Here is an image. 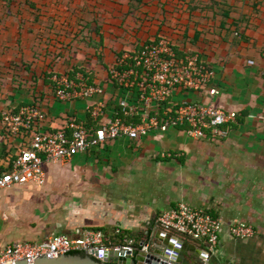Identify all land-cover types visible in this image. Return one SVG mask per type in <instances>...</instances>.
Returning <instances> with one entry per match:
<instances>
[{"label":"crops","instance_id":"1","mask_svg":"<svg viewBox=\"0 0 264 264\" xmlns=\"http://www.w3.org/2000/svg\"><path fill=\"white\" fill-rule=\"evenodd\" d=\"M110 2V8L102 4L84 16L76 11L73 23L68 12L59 13L63 18L53 28L44 26L49 18L32 12L34 18L20 19L18 25L24 26L0 37V142L10 155L17 156L27 142L2 131L3 109L38 104L47 117L40 127L44 132L62 129L71 118L97 126L86 107L100 101L106 105L105 121L114 120L120 100L134 94L115 85L109 69L126 50L160 36L174 41L180 54H200L214 70L207 89H178L172 100L232 111L237 121L220 142L170 128L46 164L43 186L17 185L2 193V235L25 217L34 226L42 224L43 239L54 234L76 238L87 229L120 230L156 243L164 253L179 248L184 260L193 255L184 249L193 248L205 264H264V0L217 1L208 8H201L199 0H138L136 6L133 0ZM66 20L67 29L77 27L68 34L72 38L55 34ZM79 39L80 44H73ZM77 54L83 59L73 56ZM75 70L87 74L83 76L104 94L89 103L59 101L52 76ZM4 162L0 160V169H6ZM179 204L220 219V240L212 255L203 243L166 234L157 226L158 216ZM236 224L251 226L254 235L236 238L230 231ZM10 239H2L3 244L13 243Z\"/></svg>","mask_w":264,"mask_h":264},{"label":"built area","instance_id":"2","mask_svg":"<svg viewBox=\"0 0 264 264\" xmlns=\"http://www.w3.org/2000/svg\"><path fill=\"white\" fill-rule=\"evenodd\" d=\"M109 75L115 85L134 95L120 100L118 116L109 121L104 118V102L88 104L86 108L92 122L97 123L95 127L87 121L71 118L62 129L44 132L40 127L47 117L38 104L2 110V131L9 138H20L28 145L17 156L11 155L4 162L7 171L0 175V218L2 193L17 185L43 186L47 178L46 164L70 160L113 140H135L170 128H186L194 139L220 142L229 136L237 121V114L232 111L193 100H172L178 89L187 93L207 89L213 81L214 70L200 54L178 53L174 41L167 36H160L137 50L118 56ZM51 80L55 96L61 102L82 100L89 103L104 94L102 87L90 84L82 74L77 75L76 81L69 74H54ZM156 224L166 234L203 243L211 255L220 240V219L187 204H179L162 213ZM230 231L236 238L254 235L253 228L244 224L233 225ZM148 247L120 230L108 233L101 229H87L76 238L54 234L39 242L10 244H3L0 230V264L26 259L32 264L34 258L46 255L54 258V254L91 253L95 256L99 251L135 252Z\"/></svg>","mask_w":264,"mask_h":264},{"label":"rangeland","instance_id":"3","mask_svg":"<svg viewBox=\"0 0 264 264\" xmlns=\"http://www.w3.org/2000/svg\"><path fill=\"white\" fill-rule=\"evenodd\" d=\"M199 1H200V4H202L201 8L203 7L208 8L212 6L213 4H217L216 3L217 1H220L222 4L224 2L227 3L229 0H199ZM79 2L80 4L82 3V5L81 6L79 5L80 7L76 9V6ZM88 2L89 3L86 4L85 0H0V37H2V35L4 34L10 33L9 32L10 30L12 29L14 30L17 27V25L20 23V19H22L23 17H28L30 19L34 18L35 15H33L32 12H34V14L36 13V15L38 14L37 16H43L45 18H49L50 20L45 21L44 26L46 27L49 26L53 28L55 25H57L56 19L63 18V16L58 15L59 13L62 14L63 12L64 14V12H68L66 14L67 18L68 20H70L71 23H73L74 22L73 16L76 11L82 16H84V13H86V10L88 13L92 10L96 12V9H94L96 6H101L102 4L105 8L112 6L111 4H109L111 3L110 0H88ZM133 3L136 6L138 3V0H133ZM30 4H34V6L37 4L36 6L38 9L36 7L31 9L29 7ZM133 10L135 13L136 10L134 8ZM205 14L206 12H204V14L202 15H205ZM52 18H55V19H52ZM100 19L101 18H99V20L97 21H99L102 24L103 20L102 19L100 20ZM68 23L69 21L67 20L64 21L62 26L60 23L59 27H61L60 31L61 30L62 31L60 33V31L56 30L55 34H59V36L60 34H64V35H68L70 33L74 34L77 31V27L69 25L67 29L66 25ZM127 24H128V21L127 22L125 21L124 24H122V27H124ZM79 25L81 28L84 24H79ZM22 26H24V23L22 25H18V28H21ZM65 29L67 31H65ZM82 35H85V34H82ZM68 36L69 38H72L70 37V35ZM68 40H71V39H68ZM80 43L81 41L79 39L75 41L73 44H80ZM126 51H129V50H126ZM73 56H76V58L83 59L82 54H77ZM4 68L6 69V66H4ZM48 221L50 222V220ZM0 224L2 225V222ZM36 227L37 226H34L33 224H31L29 220H27V218L23 217L19 221H15L14 225H11V226L9 225L8 229L4 231V234L2 235V239L4 238L8 239V236H9V238L11 237L10 241L13 243L39 242L43 240L41 233L44 228L42 224H40V222L38 224V227L37 228Z\"/></svg>","mask_w":264,"mask_h":264},{"label":"water","instance_id":"4","mask_svg":"<svg viewBox=\"0 0 264 264\" xmlns=\"http://www.w3.org/2000/svg\"><path fill=\"white\" fill-rule=\"evenodd\" d=\"M143 244H148L147 250L129 251H99L95 256L88 254H71L61 255L54 254V258L50 255L34 258L32 264H205L201 259L197 258V251L193 248L184 249L193 253L192 260L183 259V250H168L164 253L156 243L152 241L142 240ZM183 246V245H181ZM186 248V247H185ZM176 256L178 257L176 259ZM8 264H29L26 260L14 261Z\"/></svg>","mask_w":264,"mask_h":264},{"label":"trees","instance_id":"5","mask_svg":"<svg viewBox=\"0 0 264 264\" xmlns=\"http://www.w3.org/2000/svg\"><path fill=\"white\" fill-rule=\"evenodd\" d=\"M30 6H34V4H30ZM77 71L78 70H75L72 74H69V76L71 77V79L73 81H76L77 75L79 74ZM83 75L86 76L87 74H83ZM88 82L91 84L90 81H88ZM90 124H91V122H90ZM9 156H11V155H10V151L8 149V146L6 144H4L3 142H0V160L3 159L5 161ZM5 171H7V169H0V175ZM79 254L83 255V253H79Z\"/></svg>","mask_w":264,"mask_h":264}]
</instances>
